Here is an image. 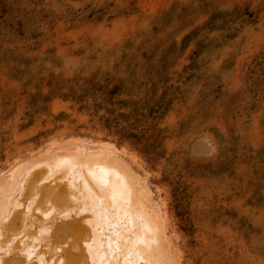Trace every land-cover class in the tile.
<instances>
[{"label":"rangeland","instance_id":"374dc122","mask_svg":"<svg viewBox=\"0 0 264 264\" xmlns=\"http://www.w3.org/2000/svg\"><path fill=\"white\" fill-rule=\"evenodd\" d=\"M14 241L32 264H264V0H0V260Z\"/></svg>","mask_w":264,"mask_h":264},{"label":"bare ground","instance_id":"6f19581e","mask_svg":"<svg viewBox=\"0 0 264 264\" xmlns=\"http://www.w3.org/2000/svg\"><path fill=\"white\" fill-rule=\"evenodd\" d=\"M111 180L114 182L113 184V193L116 192V181L114 178L110 177V178H105L102 180ZM112 183V182H111ZM120 186V184L118 185ZM122 188V193L120 195H118V197L120 198V201H123L126 196L127 193L125 191V189L123 187ZM40 198L41 199H45V198H51L52 203L57 205L58 207H60L61 209H69L72 207V203L69 200L68 194L69 191L61 186V185H42L40 187ZM115 203V205L110 204L109 206H112L115 208V206L119 203ZM9 222L6 224V227H8ZM85 233V231L81 232V235H83ZM69 234H68V227L67 226H63V225H59L56 226L53 231L51 232V234L48 236V241L51 243H59V241H64L68 238ZM128 237V235H127ZM130 239V238H129ZM129 241V240H128ZM130 242V241H129ZM18 241H14L11 246H10V251L9 254L6 255L4 258H1L0 260V264H6L8 259H11L13 257L14 252L20 248L22 249L25 245L23 244H19ZM139 251V250H138ZM64 257H65V262L64 264H83V258L80 252L78 251H74V250H70V249H66L63 251ZM14 260H11V264H18V261H21L23 264H32L30 262H28L24 256H16L15 258H12ZM68 259V260H67Z\"/></svg>","mask_w":264,"mask_h":264}]
</instances>
